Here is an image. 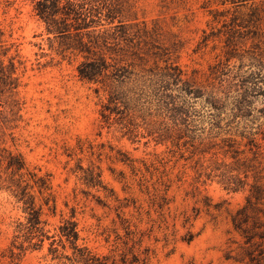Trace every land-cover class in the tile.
<instances>
[{
    "label": "rangeland",
    "instance_id": "374dc122",
    "mask_svg": "<svg viewBox=\"0 0 264 264\" xmlns=\"http://www.w3.org/2000/svg\"><path fill=\"white\" fill-rule=\"evenodd\" d=\"M135 1L138 20L159 24L166 41L176 42L174 58L187 75L200 84L213 82L221 43L203 37L221 25L213 22L210 10L228 5ZM0 29L5 43L13 45L10 54L18 55L17 97L23 106L22 118L11 123L5 120L15 115L5 98L0 102V147L20 151L31 167L50 173L56 197L55 213L45 216L50 238L20 264H63L50 243L55 239L62 249L58 225L73 213L82 242L99 253L109 252L116 235L130 226L150 248L149 264H236L225 259L224 248L230 214L244 203L251 178L237 189L227 183L238 172L225 142L207 132L186 136L151 100L128 104L133 110L127 115L105 120L106 94L80 78L81 56L60 53L58 38L48 33L31 0H0ZM262 101L257 99L258 107H264ZM258 116L264 129V113ZM6 123L15 127L5 128ZM263 134L256 135L262 154ZM246 143L243 138L239 149L250 157ZM89 168L100 171L105 188L88 183L84 171ZM24 221L20 204L0 189V258Z\"/></svg>",
    "mask_w": 264,
    "mask_h": 264
},
{
    "label": "trees",
    "instance_id": "16d2710c",
    "mask_svg": "<svg viewBox=\"0 0 264 264\" xmlns=\"http://www.w3.org/2000/svg\"><path fill=\"white\" fill-rule=\"evenodd\" d=\"M31 1L48 33L58 38L60 53L82 57L77 66L80 78L106 94L105 120L112 114L127 115L133 110L128 104L151 100L180 124L186 136L207 132L225 142L238 172L227 183L237 189L251 181L244 203L230 214L224 257L236 264H264V154L256 141V135L264 133L258 116L264 107L256 104L259 97L264 104V0H217L228 6L210 10L213 22L221 25L213 26L212 34L203 39L217 38L222 58L213 66L214 81L209 84L197 83L180 67L174 58L176 42L166 41L159 24L138 20L135 0ZM12 47L0 29V102L5 98L15 115L5 120L11 123L22 118L23 107L17 97L18 55L10 54ZM238 136L247 139L252 156L239 149ZM84 172L90 185L105 188L100 171ZM0 189L8 191L25 214L0 264H20L26 253L50 238L45 216L56 211L51 174L31 167L20 151L3 146ZM124 229L109 252L99 253L82 242L73 213L58 225L62 249L53 239L50 251L63 264H149L150 248L143 246V235L130 226Z\"/></svg>",
    "mask_w": 264,
    "mask_h": 264
}]
</instances>
